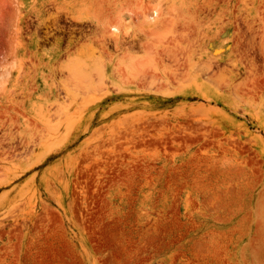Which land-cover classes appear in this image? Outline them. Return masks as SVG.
Instances as JSON below:
<instances>
[{
	"label": "rangeland",
	"instance_id": "obj_1",
	"mask_svg": "<svg viewBox=\"0 0 264 264\" xmlns=\"http://www.w3.org/2000/svg\"><path fill=\"white\" fill-rule=\"evenodd\" d=\"M0 264H264V0H0Z\"/></svg>",
	"mask_w": 264,
	"mask_h": 264
}]
</instances>
